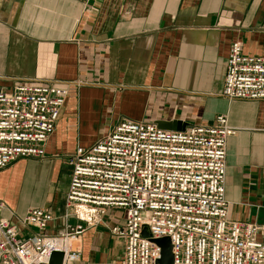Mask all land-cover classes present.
<instances>
[{
	"label": "crops",
	"instance_id": "1",
	"mask_svg": "<svg viewBox=\"0 0 264 264\" xmlns=\"http://www.w3.org/2000/svg\"><path fill=\"white\" fill-rule=\"evenodd\" d=\"M235 42L244 56L264 57V0H0V91L52 82L68 88L45 158L16 162L0 182L38 186L41 204L27 209L59 218L68 159L119 120L180 122L186 130L223 115L237 130L226 144L228 217L260 227L264 243V100L222 96ZM5 207L0 215L13 225L27 211ZM104 217L122 225L120 211ZM61 227L56 219L45 234Z\"/></svg>",
	"mask_w": 264,
	"mask_h": 264
},
{
	"label": "built area",
	"instance_id": "2",
	"mask_svg": "<svg viewBox=\"0 0 264 264\" xmlns=\"http://www.w3.org/2000/svg\"><path fill=\"white\" fill-rule=\"evenodd\" d=\"M67 94V86L55 82L0 91V172L45 158ZM222 96L263 101L264 57L244 56L241 44L232 43ZM236 132L223 115L212 126L182 132L119 120L68 159L71 174L59 218L29 208L13 225L0 215V264H49L56 251L63 253L62 264H80L81 252L71 243L100 225L108 210L122 212V225L109 230L123 243L121 264H157L160 248L152 241L161 238L170 240L173 264H264L261 228L228 217L226 144ZM5 209L0 201V214ZM56 219L61 230L46 235ZM144 229L149 237L142 236Z\"/></svg>",
	"mask_w": 264,
	"mask_h": 264
},
{
	"label": "rangeland",
	"instance_id": "3",
	"mask_svg": "<svg viewBox=\"0 0 264 264\" xmlns=\"http://www.w3.org/2000/svg\"><path fill=\"white\" fill-rule=\"evenodd\" d=\"M22 167L23 164L20 165V169ZM0 185L1 198L14 213L20 214L28 207H36L41 204L43 196L41 189L38 186L30 185L28 180H15L12 177L7 183L0 182ZM117 214L114 212V215ZM107 219V217H103L102 223L95 227L97 230L88 232L87 236L84 234L83 239L73 243L72 249L81 251V264H121L123 243L109 231L113 227L121 226L120 219L113 220V223Z\"/></svg>",
	"mask_w": 264,
	"mask_h": 264
},
{
	"label": "water",
	"instance_id": "4",
	"mask_svg": "<svg viewBox=\"0 0 264 264\" xmlns=\"http://www.w3.org/2000/svg\"><path fill=\"white\" fill-rule=\"evenodd\" d=\"M157 128L164 131L181 132L185 130V126L180 122L172 123H158ZM143 237H149L147 231L144 229L142 232ZM160 248V259L157 264H173V257L171 253V243L168 238H161L152 241ZM63 253L53 252L49 259V264H62Z\"/></svg>",
	"mask_w": 264,
	"mask_h": 264
}]
</instances>
